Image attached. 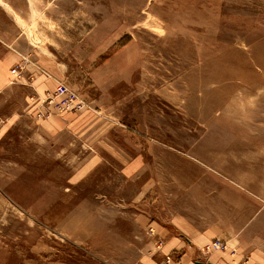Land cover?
I'll list each match as a JSON object with an SVG mask.
<instances>
[{
    "label": "rangeland",
    "instance_id": "rangeland-1",
    "mask_svg": "<svg viewBox=\"0 0 264 264\" xmlns=\"http://www.w3.org/2000/svg\"><path fill=\"white\" fill-rule=\"evenodd\" d=\"M235 141L264 157V0H0V264H173L150 215Z\"/></svg>",
    "mask_w": 264,
    "mask_h": 264
},
{
    "label": "crops",
    "instance_id": "crops-1",
    "mask_svg": "<svg viewBox=\"0 0 264 264\" xmlns=\"http://www.w3.org/2000/svg\"><path fill=\"white\" fill-rule=\"evenodd\" d=\"M249 144L235 141L227 151L219 146L200 150L186 160L188 171L174 177L180 180L175 192L180 210L172 211L170 222L167 215L164 224L150 215L149 224L161 231L166 246L155 239V248L170 254L171 263L264 264V182H258L264 177V157L243 151L253 149ZM231 157L237 160L228 164ZM216 237L225 239L226 250L204 253Z\"/></svg>",
    "mask_w": 264,
    "mask_h": 264
},
{
    "label": "built area",
    "instance_id": "built-area-1",
    "mask_svg": "<svg viewBox=\"0 0 264 264\" xmlns=\"http://www.w3.org/2000/svg\"><path fill=\"white\" fill-rule=\"evenodd\" d=\"M55 88V94L51 97L52 99L49 101L52 106L56 102L55 110H67L76 108L79 103H82L81 99L72 90L69 89L67 84L59 82ZM212 244L216 247L220 245L219 242H214Z\"/></svg>",
    "mask_w": 264,
    "mask_h": 264
}]
</instances>
